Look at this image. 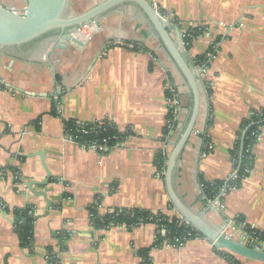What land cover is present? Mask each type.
Returning <instances> with one entry per match:
<instances>
[{
	"label": "crops",
	"instance_id": "0c3cea01",
	"mask_svg": "<svg viewBox=\"0 0 264 264\" xmlns=\"http://www.w3.org/2000/svg\"><path fill=\"white\" fill-rule=\"evenodd\" d=\"M70 1L78 15L102 0H91L87 7L82 6L88 0ZM150 1L186 28L202 30L185 52L189 60L215 46L201 80L210 84L211 96H203L177 179L180 197L201 211L210 201L205 202L200 180H229L234 172L229 152L240 125L253 110L264 109V0ZM0 4L23 14L27 0ZM77 39L84 45H60L48 62L50 41L30 62L0 57V264H45L50 250H58L59 264H144L142 250H147L149 264H232L204 238L155 247L154 224L131 230L91 225L89 208L98 199L99 215L139 209L179 217L156 159L171 143L167 88L176 92L181 120L188 93L133 7L110 13L99 28H84ZM64 120H108L119 132L131 134L100 155L65 135ZM253 155L249 176L222 196V210L205 216L212 225L226 224L225 233L237 241L244 226L264 233V136ZM44 166L48 184L30 191L32 182L46 180ZM38 193L52 204L47 215ZM26 207L40 216L34 220L31 248L20 245L13 225L14 211ZM234 260L264 264L238 256Z\"/></svg>",
	"mask_w": 264,
	"mask_h": 264
},
{
	"label": "water",
	"instance_id": "95a60500",
	"mask_svg": "<svg viewBox=\"0 0 264 264\" xmlns=\"http://www.w3.org/2000/svg\"><path fill=\"white\" fill-rule=\"evenodd\" d=\"M126 6L137 10L148 25L188 93L186 114L179 121L177 130L171 135L173 139L169 145L163 175L165 189L173 209L215 249L264 263L263 249L228 237L225 233L226 224L217 226L205 220L209 211L216 212L213 207L207 205L204 210L195 211L178 194L177 179L181 157L194 131L205 92L191 60L182 49L178 29L162 19L150 0H102L78 15L72 13L70 0H27L23 14H17L0 4V57L8 56L12 60L30 62L39 54L41 45L50 41L51 45L45 53V60L48 62L54 48L70 42L83 46L77 35L84 28L91 26L99 28L102 18ZM57 95L59 94L56 93ZM45 170L46 180L41 184L32 182L28 186L30 191H33L32 186L48 184L50 173L46 168ZM37 196L42 197L46 202L45 215H47L52 204L45 193H38ZM220 200V197L216 199L217 202ZM38 218L40 216L32 217L33 220Z\"/></svg>",
	"mask_w": 264,
	"mask_h": 264
},
{
	"label": "trees",
	"instance_id": "16d2710c",
	"mask_svg": "<svg viewBox=\"0 0 264 264\" xmlns=\"http://www.w3.org/2000/svg\"><path fill=\"white\" fill-rule=\"evenodd\" d=\"M201 33V29L189 28V35L184 40L186 50L191 47L193 40L201 35ZM209 51H211V49H209ZM191 62L193 66H200L207 64V59L205 54H203ZM150 67H152V63ZM169 78H171V75H169ZM202 86L205 96L209 98L211 96L210 84L202 83ZM0 88H3L1 83ZM166 96L169 100H172L174 97L168 91L166 92ZM171 117L172 116L169 113L168 118L171 119ZM63 125L65 135L71 137L74 142L87 149L90 145L95 143L98 145H104L111 150V148L115 147L117 144H121L131 134L130 131L123 133L119 132L115 125L108 120L94 123H80L71 120H64ZM260 128H264V109L260 111L253 110L249 118L241 123L235 146L229 152L234 170L238 175L237 180L232 182L230 181L228 183L227 181H215L208 183L202 179L200 180L205 202L215 200L219 197L224 187H226V194L230 191V189H236L241 186L243 179L248 176L246 171L252 170L254 165L253 148L258 141ZM165 162L166 155L163 153L159 154L156 159V165L159 172L165 170ZM98 203L99 199L89 208V213L91 214V225L95 229L107 230L111 227L124 226L127 230H131L141 225L154 224L158 230L155 240V247L157 248L165 245L179 247L192 239L203 238L201 234L195 231L191 226L185 224L183 221H180L178 216L168 217L162 213H152L139 209H114L113 213L101 216L97 211ZM33 215L34 209L32 207H26L14 211L13 225L15 227L20 245L25 248H31V244L33 242L35 225V222L32 219ZM242 231L247 234H253L255 238L264 242V233L257 232L249 226H244ZM217 252L230 260L232 264H238L234 260V256L230 253L220 250H217ZM140 254L143 257L144 264H149L147 250L140 251ZM48 264H59V258L53 254L52 250L49 251Z\"/></svg>",
	"mask_w": 264,
	"mask_h": 264
},
{
	"label": "built area",
	"instance_id": "2783aa9c",
	"mask_svg": "<svg viewBox=\"0 0 264 264\" xmlns=\"http://www.w3.org/2000/svg\"><path fill=\"white\" fill-rule=\"evenodd\" d=\"M153 7L161 15V17H162L163 20H165L166 22H168L170 24H173L178 29L179 34H180V40H181L182 49L184 50V52H186V44H185L184 40L189 35L188 34L189 33V28H186L183 24H181L180 22H178L172 16H167V15L162 14L160 12L159 8H157V6H154L153 5ZM214 53H215V46H213L211 48V51L208 50L205 53V56H206V59H207V64L214 57ZM207 64L200 65V66H198V65L195 66L194 65L196 74L198 75V77L200 78V80H202V77H203V75L205 73ZM167 91L174 96L173 99L169 101V105H170V111H169V113L171 114L172 117H171V119L168 120V124H167V128L169 130V134H170V138H171L170 141H172L173 136H171V135L177 130V128H178V122L181 120V117H180L181 115H180V113H178L179 110H178V107H177V102H176V98H175V95H176L175 93L176 92H175L174 88H172L170 86V87L167 88ZM263 136H264V128H260V135H259L258 139L260 137H263ZM169 145L170 144H168V148H166L165 151L163 152V154H165L166 157H167V154H168V151H169ZM115 146L117 147V146H119V144H117ZM88 149H91L93 151H96L100 155H104V154H106V153H108L110 151L106 146L101 145V144L98 145V144H95V143L92 144V145H90L88 147ZM250 172H251V170L246 171V173H247L248 176H249ZM161 174L164 175V171H162ZM248 176H246L243 180H245ZM237 178H238L237 172L234 170V172L230 176V178L227 181V183L230 182V181L231 182L232 181H235V180H237ZM225 189H226V187H224L222 189L221 194L219 195L220 198L225 194ZM216 199L214 200V202L210 201L208 205L211 206V207H213L214 209L215 208H218V209L222 210L223 209L222 204H220V202H217ZM113 212L114 211L111 210V211H108L106 214H110V213H113ZM104 215H101V216H104ZM89 217L91 219V214H89ZM179 219H180V221L185 222L182 218H180V216H179ZM121 227H124V226H121ZM111 228H114V227H111ZM240 241L243 242L244 244H247V245H250V246H253V247H258V248H261V249L264 250V242L258 240L257 238H255L253 234L242 233V236L240 238ZM165 246H167V245H165ZM170 247H173V246H170ZM52 252H53V254L55 256H57L58 250H52ZM48 255L46 256V262H45V264H48Z\"/></svg>",
	"mask_w": 264,
	"mask_h": 264
},
{
	"label": "rangeland",
	"instance_id": "374dc122",
	"mask_svg": "<svg viewBox=\"0 0 264 264\" xmlns=\"http://www.w3.org/2000/svg\"><path fill=\"white\" fill-rule=\"evenodd\" d=\"M90 5H92V1H91V0H88V1L86 2V4H83L82 7H87V6H90Z\"/></svg>",
	"mask_w": 264,
	"mask_h": 264
}]
</instances>
